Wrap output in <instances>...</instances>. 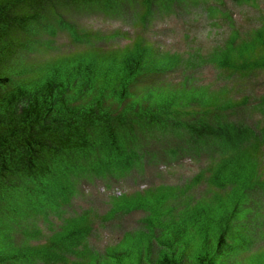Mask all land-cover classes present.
<instances>
[{
    "label": "trees",
    "instance_id": "obj_1",
    "mask_svg": "<svg viewBox=\"0 0 264 264\" xmlns=\"http://www.w3.org/2000/svg\"><path fill=\"white\" fill-rule=\"evenodd\" d=\"M0 264H264V0H0Z\"/></svg>",
    "mask_w": 264,
    "mask_h": 264
},
{
    "label": "rangeland",
    "instance_id": "obj_2",
    "mask_svg": "<svg viewBox=\"0 0 264 264\" xmlns=\"http://www.w3.org/2000/svg\"><path fill=\"white\" fill-rule=\"evenodd\" d=\"M92 21V23H94L95 25H105L108 27H112L115 26V22H110V21H102L101 18H92L90 19ZM168 25H169V29H173L172 34H170V36L172 37V42L173 43H181V37H182V28L183 25L181 22L177 21L174 18H169L168 20Z\"/></svg>",
    "mask_w": 264,
    "mask_h": 264
}]
</instances>
